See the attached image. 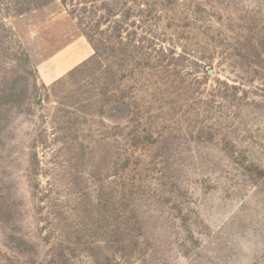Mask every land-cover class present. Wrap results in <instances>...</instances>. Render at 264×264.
<instances>
[{
	"label": "rangeland",
	"instance_id": "374dc122",
	"mask_svg": "<svg viewBox=\"0 0 264 264\" xmlns=\"http://www.w3.org/2000/svg\"><path fill=\"white\" fill-rule=\"evenodd\" d=\"M0 264H264V0H0Z\"/></svg>",
	"mask_w": 264,
	"mask_h": 264
}]
</instances>
